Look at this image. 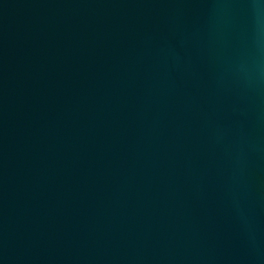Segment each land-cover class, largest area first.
Instances as JSON below:
<instances>
[{"label": "water", "instance_id": "95a60500", "mask_svg": "<svg viewBox=\"0 0 264 264\" xmlns=\"http://www.w3.org/2000/svg\"><path fill=\"white\" fill-rule=\"evenodd\" d=\"M0 264H264V0H0Z\"/></svg>", "mask_w": 264, "mask_h": 264}]
</instances>
